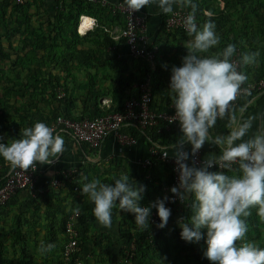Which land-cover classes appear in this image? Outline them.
Listing matches in <instances>:
<instances>
[{
    "label": "clouds",
    "instance_id": "9594fccd",
    "mask_svg": "<svg viewBox=\"0 0 264 264\" xmlns=\"http://www.w3.org/2000/svg\"><path fill=\"white\" fill-rule=\"evenodd\" d=\"M150 3L163 14L173 13L174 5L191 8L183 18L186 54L179 66L169 69L167 86L174 109L169 123L178 122L180 133L172 144L177 184L169 188L171 195L142 205L145 186L131 179L127 170L112 183L83 177L81 194L92 203V214L101 226L111 227L113 209L118 208L133 215L140 231L149 229L153 209L156 228H165L171 215L166 203L179 201L188 209L187 216L176 221L179 238L186 243L203 239V257L210 264H264V247L244 239L250 210L255 208L264 218V113L245 117L247 104L234 103L249 94L243 87L248 77L238 65L255 64L258 53L243 52L234 59L236 45L231 43L210 52L220 37L210 19L196 22L193 0H124L131 11ZM217 121H226V132H213ZM7 141L0 142V158L12 169L34 170L50 164L65 148L64 137L41 121ZM205 144L217 151L207 153L197 164L192 158ZM53 248L54 244L41 242L38 251L45 254Z\"/></svg>",
    "mask_w": 264,
    "mask_h": 264
},
{
    "label": "trees",
    "instance_id": "16d2710c",
    "mask_svg": "<svg viewBox=\"0 0 264 264\" xmlns=\"http://www.w3.org/2000/svg\"><path fill=\"white\" fill-rule=\"evenodd\" d=\"M222 1L224 2V8L223 10H219L215 7L216 0H193L196 6L195 15L197 23L202 24L210 19L215 24V31L220 37V43L216 48L211 49L210 52L219 51L229 43L236 45V53L239 56L243 52L257 53L260 47L264 48V0ZM184 7L189 12L191 11L189 6ZM28 8L29 5L27 3L19 6L15 5L11 0H0V64L10 60V53L22 52L24 49H27L25 58L18 57L12 62V67L22 66L17 75L19 78L8 79L6 77V86L2 88V96L0 97V142H5L7 138H19V134L23 128L30 127L37 121L49 125L59 116L74 120L90 119L103 114L104 112L98 109L89 111L87 108L91 102H97L98 98L103 95L102 93H96V91L92 92L91 89L89 90L91 96L85 100L84 112H82L80 117L72 115V96L67 83L68 80H74L75 78V75L71 71L73 68H84L87 65H92V60L95 62L98 59L99 50L95 48L94 43L92 45L93 40L91 41L90 37L97 32H103L97 27L100 20H117L123 26V21L120 17H113L106 8L87 3L86 0H64L62 4L54 1V11H45L46 20L40 22L38 27L28 24L30 19L34 15L36 16V13L29 14ZM83 15L95 18L97 26L94 31L92 30V33H87L83 37H80L77 34V26L80 16ZM166 17L167 15L162 18L160 25L161 33L166 35V39L163 40V42L165 41V46L163 44L162 49L158 55L156 54L155 58L157 71L152 75L154 99L150 105L152 110L157 109L161 112L167 111L165 106L170 105L171 102L164 99V89L160 88H162L165 80L169 81L170 67L173 65L179 66L181 61L177 60L173 64L171 63L169 66L163 67V65H166V52L171 46L180 45L188 39L187 35L181 31L167 33L164 29ZM4 30L5 34L2 35ZM11 34H16L19 38V49H16L17 51L13 47V41L10 38ZM5 41H8L7 48L4 45ZM86 41H88L89 45L87 48H85ZM170 41L180 44L169 45ZM96 44L102 45L103 49H105L113 45L114 42L105 34L101 38V41ZM153 48L151 46L149 49ZM38 52L43 53L39 59L36 56ZM34 61H37L39 65H36V68L31 71L30 66L33 65ZM52 62L62 65V74H53L50 70L42 71L41 66L47 67ZM135 66L140 69V72L138 75L135 74L125 78L126 81L124 83H128V86L140 84L150 72L149 66L143 61H135ZM25 69L28 72L21 74ZM239 69L247 75L246 81L264 79V49L261 54H258L255 64L247 66L239 65ZM0 72L2 71L0 70ZM59 89H62L65 93L62 99H58L57 97ZM127 90H129L128 94L124 89L113 90V92L105 91L106 95H110L112 92V100L120 103L117 107L118 109H116L117 112L121 111L122 101L131 98L135 94L134 88L130 87ZM254 96H258L260 102L264 101V93H249L248 95L238 97L236 105L248 104ZM225 125L226 121H217L213 132H226L227 128ZM124 128L128 129L125 132L129 133L131 137L141 138L147 141L148 144L155 143L159 147H171L172 149H174L172 144L176 142L180 135L179 127L166 129L162 123L157 127L146 130H140L133 126ZM3 136H5L4 139ZM78 146L88 147L86 144H79ZM185 147L187 148V146ZM0 166V184H3L4 175L10 166L2 158H0ZM167 168L169 169V167ZM225 171L226 173L229 172V170ZM81 172L82 170H80ZM74 176L78 178L79 173ZM166 180L165 185H169L171 177ZM101 182L108 183L109 179H104ZM138 183L145 186L148 181L141 178ZM66 186L68 187V194L72 199L75 196L73 185L67 183ZM150 187L159 194V197H163L161 195L162 185L157 186L150 183ZM77 194L80 197L82 196L81 193ZM148 199L147 195L143 196L141 204L147 205L150 202ZM167 205L174 207V203H166ZM92 206L89 200L81 203L80 198H73L70 211L64 216L66 219L70 213L77 209L80 212V218L78 219L79 239L76 253L73 256L74 258L78 257L80 264H91L90 258L87 255L85 256L84 244L89 239V230L94 228L97 222L92 214ZM9 207H11L10 203L1 206L0 215L5 216ZM33 207L36 208V203H33ZM153 212H155L154 209ZM118 213L121 214V226H118L121 249L119 262L117 261L114 264H125L122 262L125 256L124 252L132 241H134V252L128 264H210L203 257V239L198 243H186L179 238L180 229L176 221L181 217L187 216L188 209L184 205L180 216L170 215L168 223L163 229H157L156 226H152L150 223L148 230L140 231L136 228L131 213L114 208L113 215ZM20 215L19 213L16 214L14 223L11 225L13 239L10 247H8L9 243H7V241L9 242L8 237L4 235L3 230H0V264H46L47 258H44L42 262L37 261L35 251L29 248L28 239L30 233L25 231L26 229L23 230L20 223ZM45 217L47 218L48 215L46 214ZM65 219H63L60 228L62 235ZM245 220L248 230L244 239L264 247L260 245L264 241V218L259 217L256 214L255 208H252L250 215ZM45 236L46 244L55 243L56 239L54 236L51 237L50 234H46ZM200 244L202 247H200ZM99 245L94 243V247L96 248ZM94 249H92V252ZM44 257H47L46 253ZM56 264H75V261L64 263L59 259Z\"/></svg>",
    "mask_w": 264,
    "mask_h": 264
},
{
    "label": "crops",
    "instance_id": "0c3cea01",
    "mask_svg": "<svg viewBox=\"0 0 264 264\" xmlns=\"http://www.w3.org/2000/svg\"><path fill=\"white\" fill-rule=\"evenodd\" d=\"M107 1L113 4L124 3V0ZM25 3L29 5V14L36 13V16L34 15L28 23L33 27H38L40 22L46 20L45 11H54V0H26ZM215 5V7H217L219 10H223L224 8V2L222 0H216ZM175 7L178 6L174 5V8ZM140 10L147 19L146 29L149 44L148 48L153 46L156 50V54L158 55L163 47V44L165 46V41L163 42V40L166 39V35L161 33L160 25L162 23V18L167 14L161 13L155 3L147 4ZM97 27L100 28L103 32L92 34L90 39L91 41L93 40L92 45L94 43L95 48L99 50H97L98 59H96L95 62L92 60L93 64L87 65L84 68H73L71 71L72 74L75 75V78L74 80H68L67 83L72 96V115H74L75 117H80L82 112H84L85 100L86 98H89L91 96L89 92V90L91 89L92 92L96 91V93H102L103 95L98 98L97 102H91V104H89L90 106L87 107L89 111H94L95 109L102 111L100 108V101L103 99L111 100V106L109 110L118 109L117 107L120 103L112 100L113 90L115 91L124 89L126 90L127 94L129 93V90L127 89H129L130 87L134 88L135 90V84H133L132 86H128V83H124L126 81L125 78L135 74L138 75L140 72V69L135 66L136 60H133L128 56V51L125 44L121 41L115 42L110 37V34L113 33L114 30L120 29L122 27V24H120V22H118L117 20L107 21L105 19H101ZM95 29L96 28L92 30L94 31ZM92 30L87 33H92ZM4 34L5 30L2 32V35ZM105 34L110 37L114 44L103 49L102 45H98L96 43H99L101 41V38ZM10 38H14L15 41H18L19 39L16 34H11ZM159 41H161V43H159ZM5 42H7L8 44V41ZM175 43L180 44L170 41L169 45ZM88 46V41H86L85 48H87ZM14 48L16 50V47ZM182 48V44L170 47V49L166 52V65L169 66L175 61L181 60V58L185 54V49L182 50ZM263 49V47H260L257 53L261 54L263 52ZM26 52L27 49H24L22 52H12L10 53V60L4 61L2 64L10 62L11 68L16 70H18L17 68H19L21 70L22 66L12 67V62L18 57L25 58ZM42 55V52H38L36 55L37 59L41 58ZM36 65H39V63H37V61H34L33 65L30 66L31 71L32 69L36 68ZM41 67L43 72H45L46 70H50V72H52L53 74L63 73L62 65L58 63L56 64L52 62L47 67ZM156 71L157 67L156 70L152 72V75L156 73ZM24 72H28V70L25 69ZM76 75H78V77ZM79 75L81 77H79ZM167 86L168 81L165 80L162 84V88L160 89H164V95L166 96H164V99L171 102ZM59 90L63 91L62 89ZM105 91L112 92L110 93V95H106ZM157 99L159 98L157 97ZM122 102H124V100ZM255 113H264V101L260 102L258 96H254L248 102L247 110L244 113V116L246 117ZM123 130L122 131L124 134L129 135V133L125 132L128 131V129L126 130V128H124ZM62 136L64 137L65 141V148L63 153L58 155L57 158H55L50 164L36 166V184L33 193L31 194L28 191H21L8 202L10 203L12 209L17 208L18 206H20V204L27 205L29 208H32L33 203H36V208L38 206L37 209L34 207L31 210H28V208L26 209L28 218L31 217L34 219V223L28 224L26 231H32L36 233L40 231L42 232V234H50L51 237L54 236L56 241L55 243H53V252L58 250L60 248V244L64 242V238L62 237L60 228L63 219H65L64 216L67 215V213H69L70 211L73 198H80L81 203L88 201L86 195H82L80 197L79 194H77L81 193L80 186L83 182H85L82 179L83 177L86 176L89 181L92 179H99L100 181L109 179L108 183H112L114 178L118 177L122 173H126L128 170L130 178L135 180L136 182H138L141 178H144V180L148 181V183L145 185V192L143 193V196L147 195V197L149 198L148 201L151 202L159 197V194L150 187V183L157 186L162 185L161 195L165 196L163 187L168 186L165 184L167 182L166 179L170 177L169 169L165 164L159 162L156 158L151 157L150 151L152 148H155L154 146H156L157 148H159L160 152L166 151L167 154L173 155L174 149H172L171 147H159L155 143L148 144L147 141L141 138L134 137L133 138L136 141L135 144L130 146H120L116 143L115 139L112 136H109L105 139L100 149L94 151L90 149L88 150V147L86 148L76 145L69 136ZM201 149L203 157L209 152L217 151V148L215 146H209L207 144H205ZM147 159H151V165L147 168H144L143 162ZM80 170H82L81 173ZM68 171H74L75 174L79 173V177L77 178L74 176L72 178V182L70 183L64 182V186L59 189L58 193H55L53 189L50 188V183L53 180H63L62 174ZM67 183L72 184L74 188L73 193H75V196L72 197V199L68 194V187L66 186ZM169 206L171 209V215L180 216L181 212H179L178 209H175V207H171V205H167V207ZM46 214L48 215L47 218L45 217ZM35 224L36 226H34ZM118 226H121L120 213L112 215L111 227L105 228L98 222H96L94 228L89 230V239H87L84 244V250L85 256L87 255L90 258L89 260L91 264H114L117 261L119 262L121 242L118 236ZM23 230L25 229L23 228ZM44 237L46 236H43L41 242H44V244H46L47 241H45ZM94 243L100 245L96 248L94 247ZM93 248L95 249L92 252ZM49 255L50 253L47 252L46 260L48 261L46 264L53 263V259L51 260V258H49ZM42 261L43 260H41V262Z\"/></svg>",
    "mask_w": 264,
    "mask_h": 264
},
{
    "label": "built area",
    "instance_id": "2783aa9c",
    "mask_svg": "<svg viewBox=\"0 0 264 264\" xmlns=\"http://www.w3.org/2000/svg\"><path fill=\"white\" fill-rule=\"evenodd\" d=\"M15 5H23L26 0H11ZM62 4L64 0H54ZM87 3L97 5L99 7L106 8L107 11L113 17H120L123 21V26L120 29H116L111 33L110 37L113 41H121L125 44L128 56L136 61L145 62L150 72L144 78V80L135 85V95L127 100H124L120 112L116 109L109 110L111 106V100L103 99L100 101V108L104 112L93 118H84L78 120H71L59 116L54 122L48 126L58 131L61 135L69 136L76 144H86L91 150H99L102 142L112 136L116 143L120 146H130L136 143L133 137L124 134L122 129L124 127L133 126L140 130L151 129L157 127L161 123L169 129L170 127H179L178 122L173 121L169 123L170 117L174 114L172 105L165 106L167 111L152 110L150 105L154 99L153 96V79L152 72L156 70L155 56L156 50L148 48V36L146 23V16L141 10L131 11L124 3H110L107 0H86ZM189 11L183 7L178 6L174 8L173 13L167 14L165 19L164 29L167 33H173L181 31L186 35V31L183 26V18ZM196 18V15H195ZM85 19H91L94 23H91L89 27L82 28ZM197 22V18H196ZM96 20L88 16H80L78 20L77 32L79 35H85L87 32L97 26ZM238 53L235 54L234 59H237ZM238 70L239 65H238ZM243 87L248 89V93H264V79L258 81H246ZM243 96V95H241ZM58 99L64 97L63 91L57 92ZM240 97V96H239ZM237 103V100L234 102ZM150 151V156L156 158L159 162L169 167V174L171 177L170 184L163 187L164 195H171L169 188L177 184V172L175 169L174 157L165 152H160L159 148L154 146ZM197 164L203 159L202 149H200L193 157ZM151 165V159H147L143 162V167L147 168ZM235 167V166H233ZM1 168V166H0ZM214 170V169H213ZM227 170V169H225ZM36 172L35 169H12L9 167L4 175V182L0 184V207L5 205L14 195L21 191H28L33 193L36 184ZM74 171H68L62 174L63 180H53L50 183V188L54 192H58L60 188L64 186V182H72ZM76 190V189H75ZM175 209L181 212L183 205L179 201H174ZM80 217L79 212L70 214L64 222V237L65 243L63 246V262L68 263L75 261V264H80L78 257H73L77 250L78 245V219ZM150 223L155 226L158 223V217L155 212L152 213ZM134 241L125 250L123 261L128 264L133 257Z\"/></svg>",
    "mask_w": 264,
    "mask_h": 264
},
{
    "label": "rangeland",
    "instance_id": "374dc122",
    "mask_svg": "<svg viewBox=\"0 0 264 264\" xmlns=\"http://www.w3.org/2000/svg\"><path fill=\"white\" fill-rule=\"evenodd\" d=\"M90 18H92V17H90ZM93 19H95V18H93ZM96 23H97V21H96ZM96 23H95V25H96ZM94 28H95V26L93 27V29ZM81 36H83V35H81ZM12 41H13L14 47H16V49H19L18 41H15L14 38H12ZM184 42H182V47H183ZM4 45H5V47H7L8 46L7 42H5ZM17 69L18 70L11 68L10 62L5 63V64H0V70L2 71V72H0V77H1V80H0V97L2 96L1 95L2 88L4 86H6V83H5L6 77H8V79H12V78L18 79L19 78V77H17V75H18V72L20 71V69L19 68H17ZM21 74H25V72H22ZM76 76L78 77V75H76ZM79 77H81V76L79 75ZM21 78H23V77H21ZM83 93H85V92H83ZM3 138H5V136H3ZM7 140H9V138H7L5 142H8ZM27 208H28V210H31L33 208V206H32V208H29L27 205H21L20 204V206H18L17 208H13V209H12V207L7 208L5 216L0 215L1 216V218H0V230H3L4 235L7 236L9 239V242L7 241V243H9L8 247H10L12 239H13V234L11 232V225L14 223V219H15V216L17 213L21 214L20 215V219H21L20 223L24 229H26L28 227V224L34 223L33 218H31V217L28 218V213L26 211ZM34 226H36V224ZM29 233H30V237L28 239L29 248L36 251L35 252L36 260L41 262V260H43L44 258H47V257H44V254H41L38 251V249H39V246H40V243H41L43 236H45L46 234H42V232H40V231H38V233L30 231ZM63 236L64 235H62V237ZM63 238H64V243H65V237H63ZM260 245L264 246V241L261 242ZM62 246H63V243L60 244V248L58 250H56L55 252H53V251L49 252L50 253L49 258H51V260L53 259L52 262L54 264H56L59 259L63 261ZM200 247H202L201 244H200Z\"/></svg>",
    "mask_w": 264,
    "mask_h": 264
},
{
    "label": "bare ground",
    "instance_id": "6f19581e",
    "mask_svg": "<svg viewBox=\"0 0 264 264\" xmlns=\"http://www.w3.org/2000/svg\"><path fill=\"white\" fill-rule=\"evenodd\" d=\"M89 19H85L82 25V28H87L89 27L90 23H88Z\"/></svg>",
    "mask_w": 264,
    "mask_h": 264
},
{
    "label": "snow or ice",
    "instance_id": "6c2138e0",
    "mask_svg": "<svg viewBox=\"0 0 264 264\" xmlns=\"http://www.w3.org/2000/svg\"><path fill=\"white\" fill-rule=\"evenodd\" d=\"M89 23V22H88Z\"/></svg>",
    "mask_w": 264,
    "mask_h": 264
}]
</instances>
